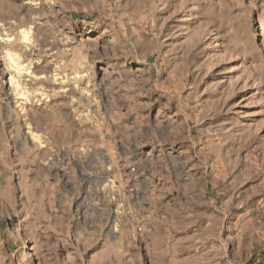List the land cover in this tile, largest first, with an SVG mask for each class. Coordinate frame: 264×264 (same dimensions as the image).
<instances>
[{"label":"rangeland","instance_id":"374dc122","mask_svg":"<svg viewBox=\"0 0 264 264\" xmlns=\"http://www.w3.org/2000/svg\"><path fill=\"white\" fill-rule=\"evenodd\" d=\"M0 264H264V0H0Z\"/></svg>","mask_w":264,"mask_h":264},{"label":"bare ground","instance_id":"6f19581e","mask_svg":"<svg viewBox=\"0 0 264 264\" xmlns=\"http://www.w3.org/2000/svg\"><path fill=\"white\" fill-rule=\"evenodd\" d=\"M23 36H25V34H23Z\"/></svg>","mask_w":264,"mask_h":264},{"label":"built area","instance_id":"2783aa9c","mask_svg":"<svg viewBox=\"0 0 264 264\" xmlns=\"http://www.w3.org/2000/svg\"><path fill=\"white\" fill-rule=\"evenodd\" d=\"M80 202H82V200Z\"/></svg>","mask_w":264,"mask_h":264}]
</instances>
